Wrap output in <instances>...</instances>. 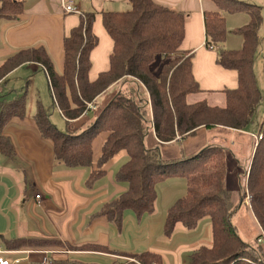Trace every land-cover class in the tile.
Returning <instances> with one entry per match:
<instances>
[{"label": "trees", "instance_id": "16d2710c", "mask_svg": "<svg viewBox=\"0 0 264 264\" xmlns=\"http://www.w3.org/2000/svg\"><path fill=\"white\" fill-rule=\"evenodd\" d=\"M212 6L204 10L205 45L217 50L227 37L229 13L246 11L250 21L240 29L239 50H217L216 63L237 73V87L220 91L224 106H211L205 100L189 103L190 96L208 93L200 89L192 72L193 52L181 51L185 14L154 0H128L130 8L102 12V25L113 47L109 67L94 81L89 80L90 55L97 45L92 32L94 13H82L79 24L63 39V68L57 73L43 47L21 49L0 65V83L14 70L27 64L41 67L48 82L54 106L65 121L61 132L49 121L39 104L33 116L42 140L52 147L54 162L68 169H89L85 186L91 189L105 171L104 167L120 152L127 161L119 168L116 180L127 184L125 192L105 204L94 216H103L120 230L123 213L132 211L137 219L154 212L159 183L179 176L186 181V194L168 210L164 234L169 237L177 224L194 229L204 218L211 223L212 245L200 247L189 264H263L261 247L246 244L237 234L231 217L240 200L250 197V207L264 233V120L261 140L254 148L248 176L237 192L225 186L227 165L224 149L208 147L180 161L165 162L159 149H148L145 139L152 132L159 147L195 134L201 128L244 131L253 124L262 96L254 73L262 24L261 9L240 0H203ZM23 2L0 0V22L16 21L23 13ZM264 75V56H263ZM115 88L110 102L89 125L88 104ZM26 94L13 100L0 98V155L13 160L14 147L4 135L5 126L14 118L26 116ZM103 136L101 153L93 162V142ZM6 248L43 246L38 239L5 241ZM86 250L107 251L87 245ZM140 264H162L153 252L129 254Z\"/></svg>", "mask_w": 264, "mask_h": 264}, {"label": "crops", "instance_id": "0c3cea01", "mask_svg": "<svg viewBox=\"0 0 264 264\" xmlns=\"http://www.w3.org/2000/svg\"><path fill=\"white\" fill-rule=\"evenodd\" d=\"M19 1L23 2L24 11L18 20L0 22V65L21 49L43 47L53 61L55 71L61 73L63 39L79 24L80 14L94 13L92 32L98 42L90 55L89 80L94 81L108 69L113 43L103 28L101 13L127 11L130 8L128 0H68L77 11L71 14L64 13L61 0ZM154 1L185 14V33L180 50L193 52V76L201 90L209 91L196 96L194 102L205 100L211 106H224L225 97L220 91L237 87V73L217 65L216 51L239 49L242 38L238 41L228 36L217 50L207 48L203 13L204 10H212L211 5L203 0ZM240 13L243 15L230 17L238 20L233 29L246 26L250 21L247 12L243 10ZM228 22L226 19V24ZM22 70L28 76L39 72L44 74L39 65L27 64L11 72L0 86ZM254 73L262 103L264 85L257 79L258 71L254 70ZM114 90L112 88L95 101L93 112L97 110L96 103ZM261 103L253 124L244 131L201 128L193 135L205 132L203 138L199 142H185L182 149L191 156L203 147L224 149L227 168L229 164L232 165L236 173L230 183L228 173L225 179V186L227 182L230 185L226 188L232 192L239 191L243 185L237 169L246 166V176L250 171L254 148L261 140L255 138L260 134V124L264 120V103L262 106ZM33 116V113L28 115L26 112L25 118L12 119L3 130L13 144L15 157L11 164H6L0 156V248L19 252L7 257L20 259L18 264H41L43 253L47 252L52 264H140L123 253L139 255L153 252L161 256L162 264H189L190 256L197 249L211 247V223L208 218L202 219L194 229L188 230L182 224H177L169 237L164 234L167 210L186 194V181L183 178H169L157 185L152 214L137 219L132 211H125L120 230L107 218L95 217L105 204L117 199L127 189L126 183L116 180L117 171L124 164L119 167L122 159L118 160L127 158L126 153L116 155L104 167L105 173L89 189L85 186L89 169H68L55 163L51 144L41 139ZM82 122L89 125L88 115ZM103 141L104 137L99 136L93 142V168L100 156ZM38 193L42 199L32 203ZM231 223L246 244L261 247V261L264 264V241L258 242L264 233L251 210L250 200H240ZM16 239H38L45 245L7 249L5 241ZM87 245L102 246L107 251L83 249ZM126 259H133L134 262Z\"/></svg>", "mask_w": 264, "mask_h": 264}, {"label": "rangeland", "instance_id": "374dc122", "mask_svg": "<svg viewBox=\"0 0 264 264\" xmlns=\"http://www.w3.org/2000/svg\"><path fill=\"white\" fill-rule=\"evenodd\" d=\"M240 1H245V2H249L251 4H254V5H257L261 9L262 24H261L259 31H258L259 46H258L257 54L255 57L254 70H256V72L258 71L257 79L258 80L260 79L261 80L260 82H262V84L264 85V75H263V71H262L263 56H264V0H240ZM220 14L222 16L226 17L227 22L229 21L228 24H226L227 37L230 36L232 39L240 41L241 36H240L239 32H240V29L243 28L244 26L241 28H238V29H233L234 24H237L238 20H236V19L232 20V19H230V17H237V16L243 15V14H241V13L239 14V12L229 13V12H226L224 10H221ZM241 47H242V45H241ZM239 49H233V50H239ZM0 88L3 91L0 93V98H4L7 101H10V100L16 98L18 95L26 94L25 108H26V112L28 115L30 113H33V115H34L36 113L37 105L39 104L47 112L50 123L52 125H54L56 127V129L59 131H61V132L66 131L65 121L62 118V116L59 114L57 108L53 104V100L51 98L50 91L48 88V82H47V79L43 73L39 72V73H35V74L28 76L27 72L22 70L21 72H19L15 76L9 78L8 82H6V84H2L0 86ZM115 93H116L115 90L112 92H109L106 96L102 97L96 103L97 110L95 112H93V111L88 112L89 124L94 122V120L96 119L99 112L110 102V99L114 96ZM195 99H197L196 96H190L188 99V102L193 103ZM263 103H264V100L261 103V106L263 105ZM254 123H255V121H254ZM203 133H205V132H200V133H197L196 135L186 137L185 139H183V140H181V141H179L173 145H167V146L159 147L157 145L156 141L154 140V136H153L152 132H150L145 139V145L148 149L158 148L161 159L165 162L180 161V160H184V159L191 156V155H189V153H185L184 151H182L185 142H187V141L199 142L203 138ZM205 148L206 147H203L202 149H200L198 152H196L194 154H199ZM1 158L4 161V163H6V164L12 163L11 160L8 158H5L3 156H1ZM121 159H122V162L119 165V167L127 161L126 157H123V158L121 157L118 161H120ZM59 165H61V164H59ZM245 167L246 166L237 169L239 174L242 176V178H241L242 183H244L243 175H244V168ZM233 168L234 167H232V165H230V164L228 165L227 173H228L229 183H230L231 179L233 178V176H236L235 170ZM171 178L177 179V180L182 179V177H179V176H174ZM229 183L227 182L226 186H230ZM7 258L12 261L14 259V256H8Z\"/></svg>", "mask_w": 264, "mask_h": 264}, {"label": "built area", "instance_id": "2783aa9c", "mask_svg": "<svg viewBox=\"0 0 264 264\" xmlns=\"http://www.w3.org/2000/svg\"><path fill=\"white\" fill-rule=\"evenodd\" d=\"M61 6L66 14H71V13H76L77 11L72 7L71 3L68 0H61ZM212 49V48H210ZM88 109L91 111L95 110V107L93 104H88ZM257 140H260L262 136L259 134L258 136H255ZM249 172H247L246 176H248ZM42 199L41 194H36L34 196V199L32 203H38ZM246 199L249 201L250 197L248 195V192L246 191ZM264 241V234H262L261 238L258 239V242ZM19 252H8L0 248V264H18L20 263V259L17 260H10L7 258V255L10 254H18ZM29 252H25V254H28ZM127 261H132L134 262L133 259H126ZM41 264H52L50 257L48 256V253L45 252L43 253L42 259H41Z\"/></svg>", "mask_w": 264, "mask_h": 264}]
</instances>
